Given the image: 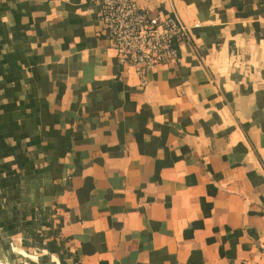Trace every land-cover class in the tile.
<instances>
[{
	"label": "crops",
	"instance_id": "1",
	"mask_svg": "<svg viewBox=\"0 0 264 264\" xmlns=\"http://www.w3.org/2000/svg\"><path fill=\"white\" fill-rule=\"evenodd\" d=\"M139 3L146 85L96 0H0V261L264 264V0Z\"/></svg>",
	"mask_w": 264,
	"mask_h": 264
},
{
	"label": "built area",
	"instance_id": "2",
	"mask_svg": "<svg viewBox=\"0 0 264 264\" xmlns=\"http://www.w3.org/2000/svg\"><path fill=\"white\" fill-rule=\"evenodd\" d=\"M96 1L118 63L133 68L143 85L152 68L179 57L177 42L189 37V27L177 12L153 13L139 0Z\"/></svg>",
	"mask_w": 264,
	"mask_h": 264
},
{
	"label": "water",
	"instance_id": "3",
	"mask_svg": "<svg viewBox=\"0 0 264 264\" xmlns=\"http://www.w3.org/2000/svg\"><path fill=\"white\" fill-rule=\"evenodd\" d=\"M0 264H8V263H6V262H3V261H0Z\"/></svg>",
	"mask_w": 264,
	"mask_h": 264
}]
</instances>
